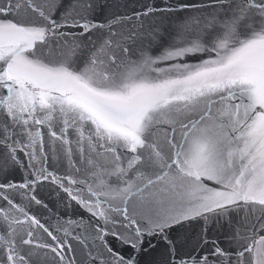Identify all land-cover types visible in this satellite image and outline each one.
<instances>
[{
    "label": "snow or ice",
    "instance_id": "6c2138e0",
    "mask_svg": "<svg viewBox=\"0 0 264 264\" xmlns=\"http://www.w3.org/2000/svg\"><path fill=\"white\" fill-rule=\"evenodd\" d=\"M0 264H264V0H0Z\"/></svg>",
    "mask_w": 264,
    "mask_h": 264
}]
</instances>
